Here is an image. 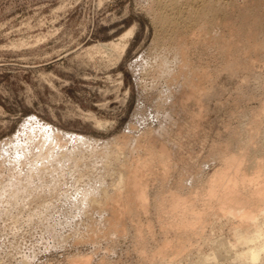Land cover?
Wrapping results in <instances>:
<instances>
[{
	"label": "rangeland",
	"instance_id": "1",
	"mask_svg": "<svg viewBox=\"0 0 264 264\" xmlns=\"http://www.w3.org/2000/svg\"><path fill=\"white\" fill-rule=\"evenodd\" d=\"M152 1L0 0V143L9 138L18 136L24 130L23 128H27L31 125L29 122H32V125L47 124L54 127L55 130L57 129L61 133V136L64 137L65 141H67L65 145L72 146L70 141L71 137H69L68 134H74L84 136L87 140H90L93 143L96 142L95 145L98 149L101 148L103 143L111 140L120 142L125 135L126 138L130 137L144 142V134H146L144 132L152 130L151 132H153V134L158 135L157 133H159L158 131L161 129V126L158 125L161 122V124L165 126L164 129L167 131L162 130L163 135L154 140L158 141L160 139L159 141L168 142L170 140V144L168 143L169 147H173L176 143V149H174L176 156L173 158L172 167L170 168V173L172 175L169 174L166 179L163 178L165 179L164 181L163 179L161 180L160 178H162L163 169L161 166L158 167V165L153 167L156 171L152 168V171L156 174L152 171L150 172L155 175H151L154 182H149L152 184L149 188H153V190L149 189V204L151 206L149 205V211L147 214L146 212L144 213L143 211H138L134 208L135 210L133 209L130 212V216L128 214V216L133 219L131 220L132 224H130V218L128 220V218H125L127 215L125 217L123 215L122 217L124 218L119 220H122L123 222L121 221L119 226H117L119 230L116 228L114 233L105 231V229H107L105 228L106 226H103L105 225V217H100V214H97V211L94 210H90L89 221L92 223L95 219L93 223H96V227H94L93 231L95 230L94 235L96 237L92 236L93 232L87 230L85 225H80L81 229L79 228L77 232L71 231L72 225L75 224V222H81L80 220L84 218L81 214H78V212L75 211V213L73 210L70 213V210L67 209V204H70L71 202L70 198L73 199L71 194H76L71 184L67 187L69 188L67 192H62V198L67 204H63L62 202H58V204L56 202L57 197L55 195L52 196L53 194H42L43 199L44 197H46L45 200L48 197V201L49 199H53L55 200V204H51L52 207L49 204V206L46 204V207H49L47 210L45 205L42 207L41 212H53H49V214H52L48 218L49 221L45 220V218L41 219V225H39V222L37 224V220L36 222H32L33 225L27 220L29 213H33L32 211L37 212L35 211L37 208L36 206L39 205V203H36L37 199H33V202L31 201L30 203L29 201V203H27L29 204L27 206L28 208L25 206V208L28 209L27 210L22 209V200L16 202L12 200V202H8L5 197L0 198V211H4L7 207L5 211H10L13 215L20 214L17 219H14V221H11L13 219L8 216H2L3 218L0 217V264H70L68 259H73V256H84L85 254V256L90 257L91 264H150V262L151 264H155L159 259L160 261H164V263L163 261L160 263L165 264L168 260H172L176 256H170L169 259L165 260L161 257H156L157 259H154V251L158 249L157 247H161V245L164 244L166 240L164 241L163 237L166 235H169L167 239L169 240L171 238L174 243L179 239L175 240V238H178L175 234L177 233L175 232L176 230L173 227H169V229L164 224L172 220V213H168L170 215L167 216V211H164L165 215L164 213L162 215V211L160 212V210L158 212L156 211V209L159 208H157L158 205L162 204L161 207H167L169 203L167 204L165 202H168L169 200L164 202L167 204L165 205L160 199H158L160 203L158 204L156 198H159L160 196L161 199H163L166 193L165 198L168 199L170 197L168 194L171 195L169 192L177 190L176 193L178 192L187 201L189 199L191 201L193 200L197 206L200 205L198 207H203L204 200L208 199L207 186L205 185L206 180L222 163L221 159L217 157L218 152L227 146L231 151L229 153L236 155L240 154V152H242V150H240L241 144L247 139V128L254 130L258 129L256 126L259 125L258 131L256 130V132L254 130L255 132L253 135V137H255V135L258 137L251 138L250 141L252 140L255 144L258 142L256 146L258 145L259 147H257L260 149L261 145L264 153V144H261V142H264V138L261 137L264 134V114H261L260 112V110L262 111L261 105L264 102V49H262V47L259 48L260 50L255 48L257 51L254 50L252 53L253 48L249 47L248 44L244 42V39L240 42V39L237 40V38L236 43H238V45L236 43L233 44V49L231 47V51H227L229 55L226 53L223 55L222 50L217 46V43H213L216 47L211 45L212 42L215 41L209 42L205 39L204 32L203 37L199 35L198 32L196 33L197 35L189 34L188 37H185V40L189 42L188 46L186 43V47L188 48L187 52L189 51L188 55L191 60V65L193 68L200 69L203 75L206 74L205 78L202 77L201 81L206 80V78L209 79L203 81L205 84L203 82L201 83V81L199 82L204 85L203 87L200 85L202 89L200 90L199 88L200 91H197L199 95L197 93L195 94L200 100L203 98V101L198 103L192 98L189 99L190 101H184L186 104L183 102L182 104L177 105V102L176 105H173L171 102L170 105L169 102L171 100H166V93L169 85V83H167L168 79H161L159 76L157 77V72H154L150 68L154 61L152 59L153 55L156 54V47H158L157 44L163 37L162 35H164L160 32L159 28H157L152 13H150L152 12ZM222 1L224 2V0ZM234 1L235 3L237 2V6L243 4L244 7L247 3H254L252 0ZM260 1L261 2L259 3L264 2V0ZM245 2L246 4H244ZM261 5L258 10L260 11L262 8V12L264 10V3ZM220 18L222 19L223 17L218 18L219 22L223 23L224 19L221 20ZM260 26L262 28L259 27L260 33L254 35H257V39L260 38L259 41H263L264 22ZM221 28L215 27V34L218 35L219 32L221 33L224 30L221 34L225 36L231 35L229 30H225V28H222L221 30ZM131 30H133V33L125 41L127 47L124 52L115 53L107 51L106 49L99 52L97 49L100 45L119 42L121 37ZM236 31V29L232 31V34L234 35L233 32ZM259 34H262L260 36L263 38L258 37ZM255 37L256 36L253 37V40H255ZM192 38L194 39L192 40ZM257 43L259 44L261 42ZM241 44H243V46ZM245 44L252 50L249 48L244 49L245 51L242 50L245 47ZM208 45H210V47L206 49ZM259 45L257 47H259ZM235 47L236 49L238 48L237 50L240 48L241 51L234 53L237 51L235 49L236 51L232 53V50H234ZM254 52H256L257 55H255ZM233 54H237L238 56L239 54L240 56L242 55L241 57L239 56L240 58L238 57L239 60H243V63L241 61L238 62L239 67L232 61L234 58ZM227 55L229 56V59ZM246 57H249L250 59ZM226 60H229L230 62ZM247 60L249 62H247ZM250 60L254 62L252 63L255 66L253 68L256 73L253 68L252 70L249 69L250 71L248 70L247 63H250ZM192 62L194 63V66L196 65L195 67ZM244 62L246 65H244ZM231 63L234 64L235 67ZM235 68L236 70L240 69L239 71H236ZM234 71H236V73L238 72L239 75L238 73H234ZM152 72H154V74ZM158 78L160 80H158ZM195 82L197 83V80H195ZM204 88H207V90ZM200 95L204 97H201ZM205 96H207V100ZM192 102H195V105ZM259 102H261L260 106L258 104ZM197 103L201 105H198ZM161 104H163V106H161ZM168 107L171 108L169 109ZM157 108L159 110H157ZM194 109H196L197 113ZM159 111L162 114H160ZM165 111L166 113H163ZM171 111L174 114H172ZM199 114H202L200 115L201 117ZM253 116L259 117H255L254 119ZM256 119L260 122L262 121V127L260 126V122H258L259 124L255 123ZM26 122H28V124ZM253 122L255 124H253ZM98 123L101 125H98ZM252 125L254 129L252 128ZM146 128L150 129L147 130ZM245 131L247 133H245ZM234 132L239 134H235ZM141 133H143V136ZM245 134L247 135L245 136ZM237 135V138L239 139L236 138V140L239 142H236L233 137ZM259 135L262 140L259 138ZM21 137L25 139L23 134ZM152 137L154 136L152 135ZM159 141L157 145L159 144ZM254 145L251 143V148H254ZM256 146L255 148L257 149ZM218 148L221 149L218 150ZM176 151L178 152L176 153ZM251 151L253 150L251 149ZM215 153H217V155H215ZM256 156L258 158L255 159L258 161L263 158L260 154ZM247 163H249V161L244 164L246 165ZM160 170L162 174L159 173ZM257 170V167L246 169V173L250 177H253ZM157 173L161 175L158 177ZM181 174L184 176L183 178H187V181L182 178ZM190 174H192L193 177ZM156 175L158 177V180L156 179L157 181L154 179ZM149 180L151 179L149 178L148 181ZM159 181L162 182V184H160ZM182 183L184 184L183 186L181 185ZM160 187H162V189ZM163 188L167 192H164ZM160 189L164 193L162 192L159 194ZM70 191L73 192L70 194ZM156 193L159 195L158 197ZM167 195L169 197H167ZM64 196L67 197L65 198ZM30 200L32 199L30 198ZM32 203L37 205L35 206ZM19 204L21 205L18 206ZM20 212L26 213H22L23 216L21 217V220ZM138 212L143 213L140 215ZM160 213L161 215H159ZM91 216L94 219H92ZM157 218H159V221ZM43 220H45V222H51V220H54L57 223L58 231H68L67 233L69 235L67 233L65 234V236L68 237L71 234L72 239L69 237L71 241H68L70 239L66 237L67 240H64L65 242L62 243L63 245L58 244L57 240L49 235L44 229L45 225L43 224ZM163 220L168 221L164 222ZM160 221H162V224H160ZM13 222L17 224L20 223L17 226V224H14ZM98 222L100 225L97 224ZM159 224L161 225V228ZM221 224L223 226L225 222L223 221ZM138 225H141L144 228H142V230L145 231L144 234L143 231H141V238L136 234V226ZM162 226L163 228H168L170 231L167 230L170 234L167 230L164 231L165 229H163ZM125 228H127V230ZM133 228H135L134 231H132ZM225 228L223 227L224 231L222 233L220 231L216 234L214 231V234H216L215 236H221L223 238L229 237V226ZM84 229H86L85 232H83ZM160 229H163V232L160 231ZM79 230L85 234L81 233ZM30 231H32V233ZM69 231H71V233H69ZM205 231V235L212 234V236H214L209 227H206ZM123 232L127 234H124ZM75 233H79L77 234L78 236ZM103 233L106 237L109 236L106 238ZM87 235H91L93 238L91 239V237H88ZM100 235H103L101 236L102 238ZM43 236H45V238ZM195 237L196 236L194 235V240L191 238L193 241H191V245L193 246L191 247V245H189L190 248H188L191 255L188 253V257L186 252L182 254L180 259H178L179 257H177L176 260L173 259V263L181 264L183 261L182 264H187L186 262L195 260L199 249H202V252L210 253V247L204 239L206 237L201 236L200 238L199 236V238L196 237L197 239ZM104 238L106 240H104ZM164 238L166 239V237ZM75 239L77 243L75 242ZM84 242H86V244ZM94 242L96 243L94 244ZM74 243H76V245H73ZM16 244H20V246L22 244L20 249L22 251H14V246ZM204 245L207 246L204 247ZM151 257H153L155 261L153 259V261L150 260ZM174 260L177 263L174 262Z\"/></svg>",
	"mask_w": 264,
	"mask_h": 264
},
{
	"label": "bare ground",
	"instance_id": "2",
	"mask_svg": "<svg viewBox=\"0 0 264 264\" xmlns=\"http://www.w3.org/2000/svg\"><path fill=\"white\" fill-rule=\"evenodd\" d=\"M253 1H254V3H252V4L247 3V5H245V7L243 4H242L243 7H242V5L240 6L239 4H238L239 6H237L236 5L237 2L235 3L234 0H224V2L222 0H153L152 1L153 2V5L151 7L152 12H150V13H152V16H153V19L157 25V28H159L160 32H162L164 35H162L163 36L162 38L160 37L161 39H160L159 43L157 44L158 47H156V52H155L156 54L153 55V59H152L154 61L153 62L149 61V62H152V66L150 68L154 72H157V74H156L157 77L159 76L161 79L165 78V79L169 80V82L167 80V83H169V85H168V91L166 93V100H171L170 102L168 101L170 103V105H171V102L173 105L174 104L176 105L177 102H178L177 105L182 104L184 101H186V100L190 101L189 99H192V98L198 103H200V101H203V98H201L202 100H200V98L195 94L197 93V91L199 92L202 89L201 87H203V85L205 84L203 81H206L207 79H209V78H206V80L201 81L202 77L205 78L206 74L203 75V73L200 71V69L193 68L191 65V60H190L189 55H188L189 51L187 52L188 48L186 47V43L188 46L189 42H187V40H185L186 39L185 37H188L189 34L195 35L198 32L199 35H201L203 37L204 36L203 32H204L205 39H207V41H209V42L215 41V42H212L211 45L215 46L214 44L217 43V46L220 48V50H222L223 55H224V53L229 55V53H227V51H229L230 48L233 46V44L236 43L237 38H238L237 40L240 39V42H241V40L244 39L245 40L244 42H246V44H248L249 47L253 48V50H252L251 48H249L245 44L244 46L246 48L242 47L243 48V49L241 48L242 50L249 48L250 50H252V53H253V51L256 50L255 48L260 50L259 48L262 47V49H264V47H263L264 46V40L262 39L263 41H261V40L259 41L260 38L257 39V35H254V34L260 33L259 32V29L261 28L260 25L263 24V22H264V12H263L264 10L262 12H261L262 8L260 11L258 10L259 6L264 2L259 3V2H261L260 0H252V2ZM246 2H248V1H246ZM246 2L244 4H246ZM241 3H242V1H241ZM261 7H262V5H261ZM219 17H223L222 19L220 18L221 20L224 19L223 23L219 22V19H218ZM220 23H222V24H220ZM215 27H218V28L222 27L223 29L225 28V30L227 29V30H229V33L231 35L225 36V35L221 34L222 32H224V30L221 33L219 32L220 34L217 32L218 33V35H217V34H215ZM222 28H221V30H222ZM235 29L237 30L236 31L237 33L233 32L234 33V35H233L232 31H234ZM132 33H133V30H131L128 33H126L125 35H123L119 42H113V43L107 44V45H100L97 47V49L99 50V52H101V50H103V49H106L107 51H111V52H115V53H122V52H124V50L127 47V44L125 41ZM209 35H211V36H209ZM260 35H262V34H259L258 37H262ZM254 36H256L255 40H253ZM263 37H264V35H263ZM189 38H191V37H189ZM193 39L194 38H192V40ZM256 41L261 42V43H259L260 45ZM244 42H243V44H244ZM204 43H205V41H204ZM236 44L238 45V43H236ZM243 44H241V45L243 46ZM189 45H191V44H189ZM193 45H194V43H193ZM198 45H200V44H198ZM258 45H259V47H257ZM261 45H263V46H261ZM209 47H210V45H208V47L206 49H208ZM233 47H232V49H233ZM236 47L234 48V50H232V53L238 49V48L236 49ZM201 48H203V47H201ZM196 49H198V48H196ZM209 50H208V52H209ZM239 51H241L240 48H239V50H237L234 53H238ZM254 53H255V55H257L256 52H254ZM228 55H227V57L229 59ZM231 56H232V54H231ZM239 56H240V54H239ZM239 56L236 54V55H234V58L232 59L233 63L236 64L238 67H239L238 62L241 61V59L240 60L238 59ZM205 57H206V55H205ZM250 57H251V55H250ZM193 58H195V57H193ZM243 58H245V57H243ZM246 58H249V57H246ZM244 60H246V59H244ZM226 61H229V60H226ZM241 62L243 63V60ZM247 62H249V61L247 60ZM252 62L253 61H251L250 63H247L248 64L247 65L248 70L249 69L252 70V68L255 67L253 64L254 62L253 63ZM149 64H151V63H149ZM192 64L194 66L193 62H192ZM234 64H232V65L234 66ZM244 65H246V63ZM244 65H242V66H244ZM256 65H257V63H256ZM227 66H228V63H227ZM247 66H245V67H247ZM236 68H235V70H236ZM239 69L236 71H239ZM236 71H234V73H236ZM154 72H152V73L154 74ZM254 72H255V69H254ZM243 73H244V71H243ZM238 75H239V73H238ZM153 78H154V76H153ZM155 80H156V78H155ZM158 80H160V79L158 78ZM195 80H197V83L195 82ZM200 81H201V83L203 82L204 84L199 83ZM154 83H155V81H154ZM200 85H201V87H200ZM199 88H200V90H199ZM204 89L207 90V88H204ZM209 93H210V91H209ZM162 94H163V92H162ZM201 94H202V92H201ZM202 95H200V96L204 97ZM196 96H197V98H196ZM208 96H210V95H208ZM206 97L207 96H205V98ZM206 100H207V98H206ZM184 103L186 104V102H184ZM260 103L261 102L258 103L259 106L261 105ZM193 104L195 105V102ZM194 105H193V108H194ZM198 105H201V104H198ZM161 106H163V104H161ZM156 107H158V106H156ZM181 107H182V105H181ZM261 109H262V111L260 110L261 114H264V102L261 105ZM157 110H159V109L157 108ZM176 110H174V111H176ZM182 110H183V107H182ZM194 110L196 111V109H194ZM172 111H171V113H172ZM159 113H160V111H159ZM163 113H166V111ZM168 113H169V111H168ZM196 113H197V111H196ZM201 113H202V111H201ZM160 114H162V113H160ZM172 114H174V113H172ZM168 115H170V114H168ZM200 115H202V114H199V116ZM259 116H255V117L258 118ZM255 117H254V119H255ZM262 117H263V115H262ZM260 119H262V118H260ZM28 122H26V123L28 124ZM172 122H173V120H172ZM258 122H260V121H258L256 119L255 123L259 124ZM261 122H260V124H261ZM29 123H31V125L29 124L30 125L29 127L23 128L24 130L18 136L9 138L8 140H5V141L0 143V198L5 197L8 202H10V201L12 202V200L15 202L22 200V203H23L22 209H27L28 208L27 206L29 205L27 203H29V201L31 203V201L33 202V199L34 200L37 199L36 200L37 202L36 201L35 202L37 204L39 203V205L36 204L37 205L36 206L35 204L32 203L33 205H35L37 207V208L35 207L36 210L35 209H32V210H35L37 212L32 211L33 213H29L30 215L28 214L27 220L30 222V224L34 221L36 222V220H37V224L39 222V225H41L40 224L41 219L45 218V220L49 221L48 218H49V216L52 215V214H49L50 211L48 213H44L41 211H42V207H44V205L46 207V204L47 205L49 204L50 206H51V204L54 205L55 200L49 199V201H48V197H47V199H46L47 201H46L45 200L46 197H44V199H43L42 194H44V193L53 194L52 196L55 195L57 197V200H56L57 203L62 202L63 204L64 203L67 204L66 201H64V199L62 198V192H65V191L67 192L69 190V188H67V187L71 184V186L75 190L76 194L73 195V194H71V192H73V191H70V194L72 195L73 199L70 198L71 202H70V204L68 203L69 205L67 204V207H68L67 209L70 210V213L74 210V212L76 211V212H78V214H81V216L84 217L82 220H80L81 222H79V223L75 222V224L72 225L71 231L77 232L78 229L80 228V225H83V226L85 225L87 230H90L93 232L92 233L93 235L92 234L91 235L95 236L94 235L95 230L93 231L94 227H96L95 226L96 223H93V221L95 219L91 216L92 219H94V220L92 221V223L89 221L90 210L91 211L94 210V211H97L96 212L97 214H100V217L101 216L105 217V220L102 218L105 222V225H103V226H106L105 228H107V229H105V231H107V232L109 231V233H111V232L114 233L115 229L118 228L117 226H119V224L122 221V220L121 221H119V220L124 218L126 215H127V217H125V218H128V220H129V218H130L129 216L131 214L130 212L134 208L138 211H143L144 213L146 212V214L149 211L148 210L149 205H150L149 204V200H150V190L149 189L153 190V188H149V186L152 185L149 182L150 181L154 182L152 180L153 178H151V175L154 176L156 174L154 171H152L154 169L153 167L154 166L156 167V165H158V167H160V166L162 167L163 174L161 172L162 169L159 172L162 174V178H160L161 180L163 178L166 179L168 177V175L171 174L170 168L172 167L173 158L176 156L175 151H174V149H176L175 148L176 143L173 145V147H169L168 143L170 142V140L168 142V141H159L160 140L159 139L158 140L159 144L157 145L158 141L154 140V139L161 137L163 135L162 130L163 131L166 130V129H164L165 126H163L161 124V122L158 125V126H161V129L157 128V129H160L158 131L159 133H157L158 135L153 134V132H151L152 130L146 131L144 129L146 131V132L143 131L144 133H146V134H144L145 135L144 136L145 140H143L144 142H142V140H140V141L135 140L134 138H133L134 139L133 140L130 137H128V138H130V139H128V138H126V135H125L124 137H122V140H120V142H116V140H111L109 142L103 143L101 145L100 149H98L96 147V145H95L96 142L93 143L92 141L87 140L84 136L74 135V134H68V136L71 137L70 141H71L72 146L65 145L67 143V141H65L64 137L61 136V133L57 129L55 130L54 127H51L47 124L32 125L33 124L32 122H29ZM255 123L253 122V124H255ZM98 125H101V124L98 123ZM262 125L263 124H261L260 126L262 127ZM256 127H258V129H259V125ZM252 128L254 129L253 125H252ZM149 129H147V130H149ZM250 129H248V128L246 129L248 132V135L245 134V136L247 135V137H246L247 139H245L246 141L245 140H244L245 142L243 141L244 143L241 144V147L239 145L240 150H242V152L239 151L240 154L236 155V154L229 153L231 151H230V149H228L229 147H227V146H225V148L223 150H220V152H218L217 157H219L221 159L222 163L220 164L219 168L215 169V171L212 173V175L206 180L205 185L207 186L208 199L204 200V203L202 202L204 208L202 206H201L202 208L198 207L200 205L197 206L193 200L191 201L189 199L187 201L178 192L176 193L177 190L176 191L173 190L171 192H169L170 191L169 190L168 192L171 193V195L168 194L170 197L167 195V197H169L168 199L165 198L166 193H165V196L161 194L162 196H164L163 199H161V197L156 193L157 197L159 196V198H156V200H157L156 202H158V204H160L158 199H160L162 203L169 200L168 202H165L167 204L169 203V205L167 207L163 208V207H161L162 204L158 205L157 208L158 207L159 208L156 209V211L157 212L159 210H160V212L162 211L161 212L162 215H163L164 211H167V213H166L167 216L170 215L171 213L173 214V215L171 214L172 220H170V221L166 220L168 222H166L164 220L163 221L166 222V223H164L165 226H167L168 228L173 227L176 230L175 232H177V233H175V234L177 235L178 238L177 239L175 237H173V238H175V240H178V239L179 240L175 241L176 243H174V241H172L170 238L169 240H171V241H169L167 239V237L169 235H166L164 232V234L166 235L164 237H166V239L163 237V234H162V237H163V240L164 241L166 240V241L164 242V244L161 245V247H157L158 249H156L154 251L155 257L152 254L154 259L156 257L157 258L161 257L162 259L165 260V259H169L170 256L175 255L176 257H174V258L172 257V258L176 260L177 257H179L178 259H180L182 257V254H184L186 252H187V255L189 257L190 251L188 250V248H190L189 245H191L192 239L194 240V238H193L194 235L197 238H199V236H200V238H201V236L206 237L208 235V234L207 235L204 234V233H206V231H205L206 227H209L213 234H214V231L216 234L220 231L222 233L224 231L223 227L225 228V227L229 226V230H228L229 231L228 233L230 235L229 237H227V238H223L221 236L216 237L215 236L216 234H214V236H215L214 237V236H212V234H209L204 239H205V242L207 243V245H209V247H210V253H205L204 251L202 252V249H199V251L197 252L196 259L195 260L189 259L190 261H188L186 263L187 264H228V263L229 264H264V155H263L264 153L262 151L261 145H260V149H258V147H259L258 145H257L258 147L256 146V144H258V142L255 144V142H253L252 140H251L252 142L250 141L251 138H255L257 136V135H255V137H253L254 132L256 130L258 131V129H254L255 131L252 129L250 130ZM260 130H261V128H260ZM154 132H155V130H154ZM247 132L245 131V133H247ZM133 133H134V131H133ZM261 133H263V132H261ZM261 133H259V134H261ZM22 134H23L25 139H23L21 137ZM141 134L143 136V133H141ZM237 134H239V133H237ZM152 135L154 137H152ZM263 136H264V134H263ZM263 136H261V137L264 138ZM233 137L235 138L234 140H236L238 135L233 136ZM162 138H164V137H162ZM259 138H260V135H259ZM237 139H239V138H237ZM73 141L75 142V144ZM156 141H157V143H156ZM237 141L238 140H236V142ZM251 143H253V145L255 144L253 147L255 148V146H256L257 149L251 148ZM259 144H260V142H259ZM261 144H264V142L263 143L261 142ZM133 146H134V149H133ZM218 147H219V145H218ZM236 147H238V146H236ZM219 149H221V148H218V150ZM251 149L253 151H251ZM177 152L178 151H176V153ZM212 153H211V155H212ZM258 154H260L263 157V158L261 157L262 159H260L259 161L257 159H255V158H258L256 156ZM215 155H217V153H215ZM245 160L249 161V163H247L246 165L244 164L245 162H247ZM177 166H178V164H177ZM256 167L258 170L256 171V173L254 174L253 177H250L246 173V169H253ZM182 169H184V168H182ZM151 171L154 172L155 174L150 173ZM186 172H188V171H186ZM161 174L157 173L158 177ZM157 175H156V177H157ZM190 175L192 176V174H190ZM156 177H154V179L158 180V177L157 178ZM183 177L184 176L182 175V178ZM196 177H198V176H196ZM149 178L151 180L148 181ZM165 179H163V181ZM183 179L186 180L187 178L185 177ZM182 180H180V181H182ZM202 181H203V179H202ZM160 184H162V182H160ZM181 185L183 186L184 184L182 183ZM182 186H181V188H182ZM151 187H153V186H151ZM160 188L162 189V187H160ZM164 188H163V190H164ZM161 189H160V192L158 191L159 194L163 192V191H161ZM154 190H156V189H154ZM171 190H172V188H171ZM164 192H167V191L164 190ZM46 194H44V195H46ZM56 197H55V199H56ZM30 198L32 200H30ZM52 198H54V197H52ZM6 200H4V201H6ZM167 204H165V205H167ZM20 205L21 204H19L18 206H20ZM25 206L27 208H25ZM3 208H4V206H3ZM6 208H5V210H6ZM12 208H15V207H12ZM30 208H31V205H30ZM48 208L49 207H46V210ZM5 210L0 211V217H2V216L7 217L8 216L9 218L13 219L11 221H14V219H17L20 215V214L19 215L18 214L13 215L10 211H5ZM29 211H27V212H29ZM52 212H50V213H52ZM143 212H141V213H143ZM157 212H156V214H157ZM20 213H21V216H20V220H21V217L23 216L22 213H25V212H20ZM138 213H140V212H138ZM141 213H140V215H141ZM161 213L159 215H161ZM168 213H170V214H168ZM128 214H129V216H128ZM123 215H124V217H122ZM159 215H157V216H159ZM164 215H165V213H164ZM94 216H95V214H94ZM144 216H147V215H144ZM6 217H5V219H6ZM159 218H157V220ZM164 218H166V217H164ZM161 219H163V218H161ZM45 220H43L44 223L42 222L45 225L44 229L47 231V233L49 235H51L52 237H54L57 240L58 244H62L63 242H65L64 240L66 239V237L68 239H70V238L72 239L71 234L69 236L70 238L68 236H65V234L68 232L67 230H66L67 232H62V231L60 232L57 230L58 227H57V223L54 221L55 219L51 220V222H47V221L45 222ZM103 220H101V221H103ZM128 220H126V221H128ZM131 220H133V219L130 218V221ZM138 220H139V218H138ZM223 221L225 222V224H223V226H222L221 223ZM29 222H27V223H29ZM160 222H161L160 224H162V221H160ZM5 224H7V223H5ZM14 224H17V223H14ZM18 224H17V226H18ZM97 224H99V222ZM130 224H132V221ZM207 224H209V225H207ZM31 225H33V223ZM123 225H125V224H123ZM141 225H143V224H141ZM141 225L136 226L137 227L136 228V234L138 236H140V234H142L141 231H143L142 230L143 227ZM122 227H124V226H122ZM148 228H149V226H148ZM160 228H161V225H160ZM162 228H163V226H162ZM168 228L164 227L163 229H165L164 231H166ZM39 229H40V227H39ZM44 229H42V230H44ZM95 229H97V228H95ZM125 229L127 230V228H125ZM134 229L135 228H133L132 231H134ZM163 229L162 230L160 229V231L163 232ZM85 230L86 229H84L83 232H85ZM117 230H119V228ZM168 230H167V232L170 231V230L169 231ZM171 230H173V229H171ZM71 231H69V233H71ZM30 232L32 233V231H30ZM83 232H81V233H83ZM107 232H105V233H107ZM144 232L145 231H143V234H144ZM81 233H80V235H81ZM77 234H79V233H77ZM83 234H85V233H83ZM83 234H82V237H83ZM124 234H127V233H124ZM169 234H170V232H169ZM91 235L90 236L87 235V236L91 237ZM176 235H174V236H176ZM77 236H76V238H77ZM101 236H103V235H100V237ZM141 236H140V238H141ZM43 237L45 238V236H43ZM97 237H99V236H97ZM104 237H106L105 234H104ZM74 238H73V240H74ZM92 238L93 237H91V239ZM142 238H144V237H142ZM71 239L68 241H71ZM79 239H81V238H79ZM85 239H86V237H85ZM18 240H19V238H18ZM104 240H106V239L104 238ZM199 241H201V240H199ZM75 242H76V239H75ZM91 242H92V240H91ZM96 242H98V241H96ZM96 242H94V244ZM15 243H17V242H15ZM76 243H74L73 245H76ZM84 243L86 244V242H84ZM207 245H204V247ZM21 246H22V244H21ZM21 246H20V244H18V245L16 244L14 246V251L18 252L21 249ZM192 246L193 245H191V247ZM201 246H203V245H201ZM20 251H22V250H20ZM9 252H10V250H9ZM85 255L84 256L80 255L78 257L73 256V259H70V260L68 259V261H70L69 262L70 264H91L90 263V257L85 256ZM178 255H181V256H178ZM153 257H151L150 260H152ZM183 257H185V256H183ZM188 257H187V259H188ZM172 260H168L167 263L175 264V263H173ZM175 260H174V262H176ZM161 261H163V260H161ZM161 261L159 259V261H158L159 263L157 261H156V263L155 262L154 263L155 264H163L164 261H163V263H160ZM180 262H178V263H180ZM182 262H181V264H182ZM167 263H165V264H167ZM150 264H151V262H150Z\"/></svg>",
	"mask_w": 264,
	"mask_h": 264
}]
</instances>
